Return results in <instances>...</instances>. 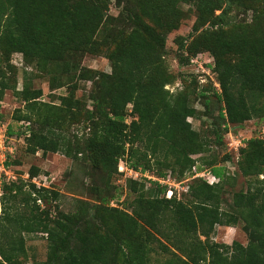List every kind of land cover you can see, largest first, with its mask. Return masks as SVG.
<instances>
[{
  "label": "trees",
  "instance_id": "trees-1",
  "mask_svg": "<svg viewBox=\"0 0 264 264\" xmlns=\"http://www.w3.org/2000/svg\"><path fill=\"white\" fill-rule=\"evenodd\" d=\"M111 2L120 11L107 23ZM179 3L189 5L182 16ZM235 4L252 11L250 22H227ZM188 12L195 14V32L207 22L211 27L188 45L180 37L178 60L199 50L212 56L220 88L215 95L222 103L215 119L226 126L264 118V0H0V100L15 87L11 54L17 52L38 64L52 89H70L57 106L38 101L42 89L23 84L18 95L25 113L16 119L38 124L26 137L28 153L60 152L72 160L84 155L108 177L126 155L129 168L155 170L156 178H166V171L193 175L196 166L219 179L209 184L194 177L185 199L173 192L167 197L169 186L153 179L154 186L133 198L130 213L104 206L109 191L94 185L98 205L76 199L74 212L52 216L41 203L59 194L37 187L32 180L40 170L31 166L27 180L0 186V264H19L24 234L34 232L46 237L42 264H152L151 253L170 254L165 264H264V138H250L240 149L237 169L248 186L232 194L228 209L221 208L225 185L234 178L217 156H203L208 138L188 121L198 116L192 92L165 88L174 80L164 59L166 39ZM86 54L107 58L110 73L82 66ZM75 78L92 82L91 108L75 99ZM129 104L136 118L127 122ZM66 117L87 129L82 138L67 134ZM198 154L199 160L193 157ZM240 222L245 245L212 240L215 226Z\"/></svg>",
  "mask_w": 264,
  "mask_h": 264
},
{
  "label": "rangeland",
  "instance_id": "rangeland-1",
  "mask_svg": "<svg viewBox=\"0 0 264 264\" xmlns=\"http://www.w3.org/2000/svg\"><path fill=\"white\" fill-rule=\"evenodd\" d=\"M188 8L189 5L179 3L176 11L182 16ZM119 11L115 2L109 3L105 12L107 23L112 22ZM220 12L219 9L215 11L216 14ZM251 18V10L245 11L241 5L235 4L227 15V22H250ZM195 20L194 12H188L187 17L181 20L179 27L167 36L164 59L169 71L173 74L174 80L165 88L173 93L184 88L192 92L191 103L198 109V116L197 118L190 117L188 121L192 128L204 133L208 138L209 150L203 156L208 158L217 156L219 164L225 166L230 173L229 175L234 178L232 182H229L230 184L225 185L222 195L221 208L228 209L232 194L235 191L245 190L248 186V179L243 177L237 169L240 149L245 146V142L250 138H264V118L255 117L240 125L227 124L226 126L215 119L222 103L217 100L215 95L216 92H220V88L216 74L213 72L214 61L212 56L207 51L199 50L195 54L185 52L183 61L178 60L180 54L179 38H184V43L188 45L193 35H196L201 29L211 27L207 22L198 32H195ZM28 61L18 52L11 54V64L15 67L12 84L15 87L6 89L3 98L0 100V186L2 182L27 180L30 167L36 166L40 171L32 182L37 187H46L57 191L59 194L56 199L49 195L50 198L47 202L42 201L41 203L46 204L52 216H56L58 211L74 212L77 207L76 199L87 200L92 206L98 205L100 201H96V194L90 191L94 185L102 188L105 186L109 191L106 196L108 201L103 204L104 206L119 208L130 213L131 204L136 194L141 190H147L152 185L154 186L153 179L148 178L157 177L155 170L146 169L145 172L138 174V177L134 173L130 175L129 172L127 175L119 171L122 168L126 171V164L131 167L126 155H124L119 158L117 172L108 177L106 173L95 168L93 163L87 160L84 155H79L78 159L72 160L60 152L43 155L40 150L34 154L26 151V137L31 129L37 128L38 124L34 118L31 121L16 119L19 113H25V102L18 95L23 84L27 83L30 88L42 89L43 95L38 101L57 106H62L60 98L67 96L70 91L69 86L66 85L52 89L48 75L39 70L35 61L31 63ZM81 65L105 73L111 71L110 62L103 55H83ZM73 84H76L75 99L81 104L85 103L87 108H91L88 97L92 82L75 78ZM199 91L204 94H200ZM131 107L132 105L129 104L126 109L127 122L136 118ZM66 123H68L67 134L70 137L76 136L79 139L87 132L81 123L71 122L70 117H66ZM215 131H218L220 142L217 141ZM193 157L199 160L201 155H193ZM6 161L10 162L9 166L5 165ZM164 173L168 174L167 186L172 188L177 199L188 197L189 185L195 180L193 175L186 172L182 177H179L177 172L166 171ZM261 177L263 176L261 175L259 178ZM106 215L107 217L111 216L110 213H106ZM24 238L25 254L19 257V264H42L46 259L47 252L45 234L34 232L24 234ZM200 238L204 239L203 237ZM212 240L228 245L233 243L245 245L248 238L242 230V223L240 222L235 226H215ZM170 256V254L151 253V263L165 264ZM207 260H203L199 264H207Z\"/></svg>",
  "mask_w": 264,
  "mask_h": 264
},
{
  "label": "built area",
  "instance_id": "built-area-1",
  "mask_svg": "<svg viewBox=\"0 0 264 264\" xmlns=\"http://www.w3.org/2000/svg\"><path fill=\"white\" fill-rule=\"evenodd\" d=\"M119 167H120V165H119ZM126 167H127V166H126ZM119 171H121V172H123V173H126L127 175H128V172H129L130 175H132V174L134 173L136 177H138V174H141L140 171L133 170V169H131V168H129V167H127V170H126V171H125L123 168H122V170L119 169ZM192 172H193V177H198V178H199V177H203V178H205V181L208 182L209 184H214V183H217V181H219V179H218L217 177H215L214 175H212V174H211L209 171H207V170H203V171H199V172H198L197 169H196V166H194V167L192 168ZM167 177H168V176H167ZM167 177H166V178H167ZM166 178H156V177H154V176H151V179L158 180V181H159L160 183H162V184H168ZM172 192H173L172 188L169 187L166 196H167V197H171ZM0 194H1V190H0Z\"/></svg>",
  "mask_w": 264,
  "mask_h": 264
}]
</instances>
